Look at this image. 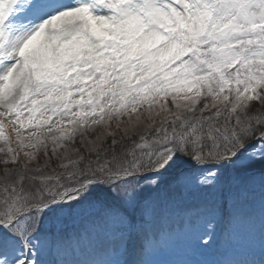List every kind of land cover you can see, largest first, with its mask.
Masks as SVG:
<instances>
[{
    "label": "snow or ice",
    "instance_id": "snow-or-ice-1",
    "mask_svg": "<svg viewBox=\"0 0 264 264\" xmlns=\"http://www.w3.org/2000/svg\"><path fill=\"white\" fill-rule=\"evenodd\" d=\"M0 264H264V0H0Z\"/></svg>",
    "mask_w": 264,
    "mask_h": 264
},
{
    "label": "rangeland",
    "instance_id": "rangeland-1",
    "mask_svg": "<svg viewBox=\"0 0 264 264\" xmlns=\"http://www.w3.org/2000/svg\"><path fill=\"white\" fill-rule=\"evenodd\" d=\"M161 247L165 248V251L158 255L157 258L159 259L180 260V259L204 258L196 254H193L191 249H189L186 244L182 247H178L175 244L168 243L161 245ZM217 247H219V244H217Z\"/></svg>",
    "mask_w": 264,
    "mask_h": 264
}]
</instances>
